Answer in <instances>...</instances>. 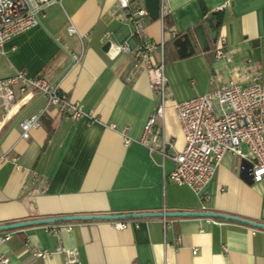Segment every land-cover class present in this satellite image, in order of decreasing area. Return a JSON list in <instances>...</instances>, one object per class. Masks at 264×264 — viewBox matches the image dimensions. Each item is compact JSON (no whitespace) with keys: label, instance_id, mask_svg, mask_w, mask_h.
Here are the masks:
<instances>
[{"label":"crops","instance_id":"crops-1","mask_svg":"<svg viewBox=\"0 0 264 264\" xmlns=\"http://www.w3.org/2000/svg\"><path fill=\"white\" fill-rule=\"evenodd\" d=\"M115 4L116 0H60L44 9L40 24L5 42L0 78L17 70L26 76L41 74L89 115L73 122L55 119L53 111L42 112L45 100L34 90L25 97L15 91L8 112L0 107V225L163 209L218 212L264 223V180L246 184L239 176L241 159L236 155H223L204 188L205 200L187 186L165 179L173 161L163 160L140 141L156 95L146 72L133 68L131 52L139 40L130 24L112 15ZM222 4L225 7L216 11ZM138 6V0H129L130 10ZM161 11L162 17L148 18L144 28L148 39L163 41L153 58L157 62L162 58L171 92L164 119L161 123L156 118L154 130L163 128L165 138L180 151L184 140L175 101L214 89L229 77L230 68L243 64L264 76V0H161ZM206 19L212 20L217 35L226 37L227 58H213ZM199 24L208 41L206 51L193 34ZM70 25L73 34L67 32ZM186 35L191 45L183 39ZM112 46H127L129 51L112 53ZM79 54L78 61L72 60ZM33 116L38 126L23 139L19 123ZM32 172L46 182L42 191L35 184L27 193L22 186ZM172 219L165 231L161 217L128 219L121 230L114 229L111 220L57 223L55 230L44 224L29 226L13 230L0 245V255L10 264H64L61 253L31 259L24 245L28 240L52 252L76 249L79 264H264V230L224 219Z\"/></svg>","mask_w":264,"mask_h":264},{"label":"built area","instance_id":"built-area-1","mask_svg":"<svg viewBox=\"0 0 264 264\" xmlns=\"http://www.w3.org/2000/svg\"><path fill=\"white\" fill-rule=\"evenodd\" d=\"M60 0H0V56L6 51L4 44L11 37L40 24L44 9ZM136 10L129 9V0H116L112 15L130 24L134 35L138 38V46L131 52L133 68H142L148 77L149 87L156 95L157 104L149 114L143 126L140 139L150 152L157 151L162 159L173 161L172 170L165 174V179L177 185L187 186L200 200H205L204 188L211 181L221 159L225 153H231L246 159L252 166L253 182L264 180V81L262 74L248 64L229 69V77L225 81H218L214 89L188 99L175 101L173 109L175 118L180 126L184 145L176 151L172 141L164 136L163 128L154 130L156 118L164 119V106L171 97L168 79L164 72V63L155 61L153 53L157 46L160 51L163 41L156 43L145 35V23L148 16L142 0ZM222 4L216 8L221 11ZM119 10V12H117ZM160 18L162 11L160 9ZM67 32H75L72 25ZM172 36L175 32H171ZM85 40L89 36H84ZM226 37L216 36L213 46V58L220 60L227 58ZM110 52L125 51L127 46H112ZM81 54L73 56L78 61ZM218 79V78H216ZM245 81V82H244ZM29 90H34L45 100L42 112L53 111L55 119L73 122L82 116H88L80 103L70 100L57 83L48 81L41 74L26 76L23 70H17L13 75L0 78V107L5 112L11 109L15 91L26 96ZM21 138L29 136V130L38 126L37 117L24 119L19 123ZM1 128V124H0ZM126 138L125 143H128ZM247 149L244 152L242 146ZM171 152V153H169ZM3 156H0L2 159ZM35 172L31 173L29 183H24L22 189L27 193L37 184L38 191H42L46 180ZM161 212L166 213L163 209ZM128 219L112 220L111 226L116 230L124 229ZM173 221L170 217H161L163 230ZM52 230L56 225L52 224ZM67 225L66 229H70ZM257 230V229H256ZM12 231L0 232V245L10 239ZM178 241V239H176ZM29 249V256L45 258L52 253L64 255V264H79L76 249L63 250L56 248L53 252L39 249L24 242ZM192 253L195 254L193 250ZM0 264H10L9 258L0 255Z\"/></svg>","mask_w":264,"mask_h":264},{"label":"water","instance_id":"water-1","mask_svg":"<svg viewBox=\"0 0 264 264\" xmlns=\"http://www.w3.org/2000/svg\"><path fill=\"white\" fill-rule=\"evenodd\" d=\"M143 6L145 8V12L149 19L157 20L160 17V9H161V0H143ZM205 27L208 32V36L211 42H215L217 36V28L212 23L211 19H207L205 21ZM194 37L200 47L201 51L208 50V41L204 33V29L202 25H197L193 29ZM186 35L183 37L184 40L187 41L188 45H191V40ZM185 41V42H186ZM109 43L106 42L103 45V50L105 51L108 48ZM192 47V46H191ZM264 81V76H263ZM252 166L251 163L246 159L240 160V170L239 176L246 183H253L252 179ZM207 217L213 219H224L229 221H234L238 223H242L253 227L255 229L264 230V223L257 222L254 220H249L246 218H242L235 215L223 214L218 212H206V211H167L163 212H131L124 214H85V215H67V216H57V217H44V218H35L31 220H25L20 222H14L9 224H1L0 232L13 230L17 228H23L27 226L34 225H52L62 222H72V221H84L85 220H124V219H136V218H150V217Z\"/></svg>","mask_w":264,"mask_h":264},{"label":"trees","instance_id":"trees-1","mask_svg":"<svg viewBox=\"0 0 264 264\" xmlns=\"http://www.w3.org/2000/svg\"><path fill=\"white\" fill-rule=\"evenodd\" d=\"M166 19H167V15H164L163 16V21L165 22ZM219 22H221V16H218V18H217V22L216 23L219 24ZM62 223H67V222H62ZM27 227H29V226H27ZM23 228H25V227H23ZM17 229H20V228H17ZM17 229H13V230H17ZM13 230H8V231H13Z\"/></svg>","mask_w":264,"mask_h":264}]
</instances>
